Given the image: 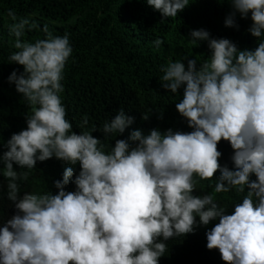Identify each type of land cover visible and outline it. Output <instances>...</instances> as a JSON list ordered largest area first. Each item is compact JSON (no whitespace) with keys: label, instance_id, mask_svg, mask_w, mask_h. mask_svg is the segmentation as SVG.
<instances>
[{"label":"clouds","instance_id":"9594fccd","mask_svg":"<svg viewBox=\"0 0 264 264\" xmlns=\"http://www.w3.org/2000/svg\"><path fill=\"white\" fill-rule=\"evenodd\" d=\"M146 2L163 18L189 5ZM230 3L224 26L238 29L237 15L250 18L248 32L260 40L254 51L194 30L189 42H207L210 60L198 67L185 57L161 68L164 89L176 94L183 88L175 107L193 131L134 130L108 152L92 136L95 128L76 134L66 119L62 81L73 52L69 36L45 25L43 39L26 41V31L38 23L7 11L16 49L8 63L23 67L7 83L32 111L26 129L11 136L0 156V264H159L174 246L182 264L203 257L264 264V0ZM154 44L159 49L163 41ZM134 119L121 109L100 131L104 139L120 136ZM88 122L83 117L81 127ZM221 140L233 150L232 170L218 163ZM53 157L69 165L54 183L58 193L22 191L19 182L36 163ZM206 182L213 193L244 194L223 205Z\"/></svg>","mask_w":264,"mask_h":264},{"label":"trees","instance_id":"16d2710c","mask_svg":"<svg viewBox=\"0 0 264 264\" xmlns=\"http://www.w3.org/2000/svg\"><path fill=\"white\" fill-rule=\"evenodd\" d=\"M9 9L18 17H31L38 23V29L26 31V41L43 39L45 25L54 35L69 36L73 52L66 62L62 81L66 119L76 134L95 128L97 131L92 136L103 141L106 152L117 140L128 139L134 130L144 135L152 129L162 134L169 129L193 131L175 107L183 98V88L173 94L162 87L161 79L164 74L161 68L169 61L188 57L195 59L199 67L210 60L207 42H197L198 45L189 42L191 31L207 30L211 38H227L241 51H254L260 42L248 32L250 18L241 19L237 15L238 29L224 26L225 18L233 10L230 0H189V5L174 18H163L146 0H0V156L7 150L4 144L11 136L26 129L27 116L32 111L15 86L7 83L13 70L23 72L22 66L8 63L9 55L16 51L14 37L8 30L12 23L6 15ZM157 39L163 41L159 49L154 44ZM183 62L187 64L186 60ZM121 109L135 118L133 125L120 136L104 139L100 131L104 122L114 118ZM85 116L89 122L82 128ZM217 148L222 154L218 163L233 169L230 144L221 140ZM68 166L55 157L37 162L28 179L19 182L20 189L41 195L49 190L56 195L59 190L54 183L61 179ZM74 169L77 175L79 164ZM218 176L219 172L215 173L210 182ZM251 179L256 178L253 175ZM210 182H206V190L223 205L230 197L242 198L244 194L235 189L213 193ZM179 251L178 247H172L160 258L159 264H182L183 255ZM197 264L220 263L203 257Z\"/></svg>","mask_w":264,"mask_h":264},{"label":"bare ground","instance_id":"6f19581e","mask_svg":"<svg viewBox=\"0 0 264 264\" xmlns=\"http://www.w3.org/2000/svg\"><path fill=\"white\" fill-rule=\"evenodd\" d=\"M15 208V207H14ZM15 209H13V211H14Z\"/></svg>","mask_w":264,"mask_h":264}]
</instances>
